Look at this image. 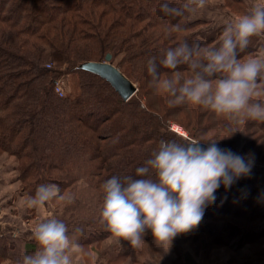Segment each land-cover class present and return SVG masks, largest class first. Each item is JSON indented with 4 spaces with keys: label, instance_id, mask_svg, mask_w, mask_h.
<instances>
[{
    "label": "trees",
    "instance_id": "1",
    "mask_svg": "<svg viewBox=\"0 0 264 264\" xmlns=\"http://www.w3.org/2000/svg\"><path fill=\"white\" fill-rule=\"evenodd\" d=\"M165 2L0 0V155L6 153L15 162L25 199L34 196L38 186L55 184L58 191H95L98 198L94 207L99 208L101 186L107 179L136 177V168L144 166L161 140H190L173 138L167 129V118L173 112L166 94L156 100H163L160 112L154 109L159 104L153 98L146 100L154 91L147 80L151 77L146 75V65L150 58L159 60L166 49L181 42H199L207 47L212 39L197 32L202 18L166 16L160 8ZM167 2L179 6L184 0ZM176 24L182 30L166 35V30ZM107 53L113 65L139 83L138 93L126 101L105 79L78 67L85 61H101ZM118 53L122 54L120 61L114 62L113 56ZM98 55L101 57L95 58ZM54 64L79 74L73 95L54 92L53 82L58 77L54 76L58 70ZM187 70L183 65L175 70L160 68L162 78ZM243 122L248 136L257 134L253 121ZM260 128L264 129V123ZM102 134L109 138L101 140ZM234 135L226 134L230 139L220 141L222 149H233ZM248 154H253L250 140L240 151L243 157ZM252 157L261 161L264 153L256 151ZM245 178L241 176L227 189L221 184L215 192L216 200L205 208L202 221L194 229L213 237L202 224L205 219L256 217L262 190L247 184ZM77 227L83 229L78 244L109 234L99 226ZM252 242L248 238L243 243Z\"/></svg>",
    "mask_w": 264,
    "mask_h": 264
},
{
    "label": "clouds",
    "instance_id": "2",
    "mask_svg": "<svg viewBox=\"0 0 264 264\" xmlns=\"http://www.w3.org/2000/svg\"><path fill=\"white\" fill-rule=\"evenodd\" d=\"M206 6V0H184L179 6L161 4L166 16L193 15ZM179 24L166 35L179 33ZM264 36V0L243 15L224 25L219 43L203 47L181 42L165 50L162 58L152 57L146 70L149 86L157 94L168 96L169 107L195 105L217 117L235 122H264V50L256 56L240 58L253 37ZM186 66L190 75L180 72L162 78L160 68L175 70ZM201 140H161L144 166L136 168V177L113 176L101 186L102 202L97 223L117 244L121 240L139 248L142 236L150 229L158 247L167 251L178 234L188 233L203 219L204 210L216 200L221 186L227 189L241 176L251 173L253 161L217 147L215 140L207 148ZM57 194L54 185H40L26 199L28 208H39ZM71 203L72 198L67 197ZM75 228L69 234L65 222L54 215L37 223L31 233L36 247L24 254L17 264H73L78 248Z\"/></svg>",
    "mask_w": 264,
    "mask_h": 264
},
{
    "label": "rangeland",
    "instance_id": "3",
    "mask_svg": "<svg viewBox=\"0 0 264 264\" xmlns=\"http://www.w3.org/2000/svg\"><path fill=\"white\" fill-rule=\"evenodd\" d=\"M260 2L261 0H206V4H212L215 10L214 12L207 10V12L212 13L214 16L216 15L217 21L220 20L222 22H224L225 18L233 20L240 15L246 14L251 6ZM217 5L219 9L216 8ZM223 14H226L228 17L224 18ZM187 16L190 18L189 15ZM200 21L201 23L197 26V32L202 37H211L212 39L207 47L218 45L224 26L220 27V23L217 21L215 23L211 22L208 17H203ZM261 50H264V36L253 37L250 45L242 52L243 55L240 58L254 57ZM120 56L122 54L118 53L113 56L112 60L114 62L120 61ZM99 57L101 55L95 58ZM100 59L103 60L102 57ZM46 66L50 67V64H46ZM54 67L58 68L54 72V76H58L56 80L58 78L63 79L64 95H73L77 92L80 80L79 74L71 68L69 70L66 66L62 67L60 65L58 67L57 64H54ZM61 69L63 72H59ZM182 74L188 76L190 75V70ZM138 75L141 80L142 76L139 73ZM163 76L165 77L166 75ZM131 79L129 80L135 85L136 90L134 94H136L140 86L134 78ZM147 80L148 82L150 81V79ZM158 97H160V94H157L154 90L150 95L146 96V100L148 101L153 98L154 102H156ZM162 101L156 102L159 105H154V109L158 112L162 110L160 106L163 104ZM169 108L173 113L167 118V129L169 128L171 133L174 134L173 138H178L179 136V138L201 140L200 143L204 142L207 147L210 141L206 140L214 139L217 147L222 149L220 141H225V138L230 139V136H226V134L234 132V146L230 150L232 153L240 155V151L246 140L252 142L253 154L256 151L264 153V129L260 128L264 122L253 121V124H256L254 130H256L257 134L248 136L249 130H247L244 122L239 124L235 122L230 123L222 117H217L212 112L208 111L207 113V110L190 104ZM197 113L199 114V118L196 117ZM199 123L202 125L199 127L201 130L198 131L197 125ZM174 126H178L181 133L176 131ZM100 137L101 140L109 138H105V134L100 135ZM253 154L245 155L246 159H253L254 164L264 167V160L260 161V158L254 159L252 157ZM4 156V153L0 156L3 160V165L9 167L8 161V163L4 164ZM2 160H0V163H2ZM0 168H3V166L0 165ZM8 176H14L11 181L13 186H10L9 181L6 183L8 190L9 188L12 189L11 191L14 190V195L11 198V204L8 201L7 204L9 206L6 209H3L4 206L0 207V223L9 222L7 230L0 232V264H17L24 254L33 253L36 245L31 238L32 229L37 223L49 216L54 215L58 219L64 218L63 221L68 226L70 235L73 233L75 226L81 225L88 228L99 226L97 223L98 213L95 209L98 207H94L97 204L98 198L95 191L86 190L83 193H75L63 188L64 190H57L55 198L43 206L28 208L25 205L22 206L19 202L20 199L21 202L26 200V197H22V193L20 192L21 182L16 177V171L9 170ZM245 182L251 186L255 184L248 178H245ZM51 185H54L57 189L55 184ZM5 188V181L1 180L0 194ZM67 197L72 198L71 203L67 202ZM3 199L0 198V204ZM78 205H83V207L80 208ZM259 212H257L256 217H249V219L246 217L244 219L231 220L223 218V216L205 219L202 224L206 231L211 230L213 237H207L205 232L193 229L188 233L178 234L167 251L156 245L150 229L142 236L144 242L139 248H133L130 242L126 240H121V244H117L110 238V234H108L97 241L78 244V248L73 252V264H248V261L245 260L250 258V255L264 253V236L259 238L252 236L253 234H260L257 233L262 221ZM70 220H72L71 223L69 222ZM79 236L77 234V242ZM212 238L218 241L216 243L209 241ZM248 238H252L253 242L251 244L248 243L249 245L243 244L244 240ZM255 264L263 263H259L258 261Z\"/></svg>",
    "mask_w": 264,
    "mask_h": 264
},
{
    "label": "crops",
    "instance_id": "4",
    "mask_svg": "<svg viewBox=\"0 0 264 264\" xmlns=\"http://www.w3.org/2000/svg\"><path fill=\"white\" fill-rule=\"evenodd\" d=\"M216 8L219 9V6L217 5ZM207 10L208 11H211V12H214L215 11L213 9V7H212V4H206V6L203 9L197 11L193 15H190V18H200V17L206 18V17H208L211 22L215 23L217 21V18H216L217 16L216 15L214 16L212 13L210 14V12H207ZM223 17L225 18V17H228V16L226 14H223ZM230 20H231L230 18H225L224 22H222L220 20L217 21V22L220 23V27H223L224 26L223 24L226 23V22H228V21H230ZM4 154H5V156H4L5 163L4 164H6V163L9 162V167L8 166H4L3 165V160H2V158H0V160H2V163H0V165L3 166V168H0V181L1 180H4L5 181V186H6V188L3 189L2 192H1V194H0V196H1L0 198H4L2 200L4 202L1 201L0 207L4 206L3 209H6L9 206V204H7L8 201L11 204V198L14 195V190L11 191L12 190L11 188H9V190H8L7 189L8 186L6 185V183L9 181L10 186H13V184H11L12 183L11 181L14 178V176H8V171L9 170L10 171H13L14 170V168H13L14 167V162L12 161V159L6 153H4ZM257 166L258 165H256V164L253 163L252 164V168H251L250 175L244 176V177H247L248 179H250L251 182L255 183L253 186L260 187L261 190H262V195H261V197L259 199L260 205L258 206L259 207V211H260L259 213H260V215L262 217V221H261V224H260V228L258 230V232H260V234H258L256 236L257 238H259V237H263L264 236V167L263 166H258L257 167ZM22 197H24V196H22ZM19 202H20V204L22 206H24V205L26 206L25 200H23L21 202V199H20ZM2 203H4V204H2ZM21 210H22V208H21ZM23 212H24V210H23ZM8 223L9 222H7V221H5L3 223H0V232H5L7 230L6 228H7ZM243 244L249 245L248 243H243ZM249 257L250 258H248L247 260H245V261H248V264H255V262H258V261H259V263H263L264 264V253L256 254V255H250Z\"/></svg>",
    "mask_w": 264,
    "mask_h": 264
},
{
    "label": "water",
    "instance_id": "5",
    "mask_svg": "<svg viewBox=\"0 0 264 264\" xmlns=\"http://www.w3.org/2000/svg\"><path fill=\"white\" fill-rule=\"evenodd\" d=\"M78 67L105 79L124 101L128 100L136 90L135 85L111 63L109 53L105 54L101 61H85ZM200 145L207 148L204 143H200Z\"/></svg>",
    "mask_w": 264,
    "mask_h": 264
},
{
    "label": "built area",
    "instance_id": "6",
    "mask_svg": "<svg viewBox=\"0 0 264 264\" xmlns=\"http://www.w3.org/2000/svg\"><path fill=\"white\" fill-rule=\"evenodd\" d=\"M53 83H54V86H53L54 92H56L58 95L62 96L63 93H64V91H63V79L62 78H58ZM174 127H175L176 131L180 132V129H178L179 128L178 126H174Z\"/></svg>",
    "mask_w": 264,
    "mask_h": 264
},
{
    "label": "bare ground",
    "instance_id": "7",
    "mask_svg": "<svg viewBox=\"0 0 264 264\" xmlns=\"http://www.w3.org/2000/svg\"><path fill=\"white\" fill-rule=\"evenodd\" d=\"M178 129H180V128H178ZM181 131V130H180Z\"/></svg>",
    "mask_w": 264,
    "mask_h": 264
}]
</instances>
